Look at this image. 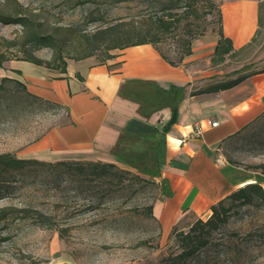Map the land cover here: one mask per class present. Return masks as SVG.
I'll use <instances>...</instances> for the list:
<instances>
[{"label":"rangeland","instance_id":"1","mask_svg":"<svg viewBox=\"0 0 264 264\" xmlns=\"http://www.w3.org/2000/svg\"><path fill=\"white\" fill-rule=\"evenodd\" d=\"M213 1L220 9L234 0ZM255 1L259 28L249 44L216 67L222 71L220 83L264 71V0ZM177 3L180 12L184 0ZM160 7L155 0H0V15L19 13L30 20L26 27L0 22V52L11 59L0 69V154L31 160L17 170L0 168V264H171L180 253L177 233L187 232L197 218L188 216L162 231L151 214L164 192L159 177L118 159L37 154L38 143L61 122L64 111L29 96L9 68L22 50L43 62L58 54L70 63L88 51L85 35L119 23L137 26L158 16ZM197 10L207 8L198 4ZM187 22L192 32L205 25V34L215 33L218 27L215 10L204 19L190 16ZM34 30L48 42L32 40ZM178 39L171 32L155 45L176 64L182 52ZM93 57L101 62L104 53L97 50ZM223 154L229 162L262 171L254 167L264 165V114L227 144ZM95 162L113 166L94 168L90 163ZM224 205L226 221L204 229L205 246L175 264H264V200L254 197L243 205L226 199Z\"/></svg>","mask_w":264,"mask_h":264},{"label":"crops","instance_id":"2","mask_svg":"<svg viewBox=\"0 0 264 264\" xmlns=\"http://www.w3.org/2000/svg\"><path fill=\"white\" fill-rule=\"evenodd\" d=\"M220 12L223 35L230 39L233 53L241 51L259 28L257 2L229 1ZM218 38L215 32L194 39L191 53L175 65L150 44L118 50L104 62L93 56L67 62L65 73L10 62L28 93L64 111L61 122L38 143L37 154L111 162L117 159L111 152L122 133L149 137L161 131L171 118L169 107L144 115L138 103L119 95L127 80L150 81L163 89L171 85L184 89L176 120L165 133L160 165L159 179L169 196L161 195L152 209L162 231H170L188 216L208 217L212 205L247 184L258 183L264 190V174L229 162L223 154L227 144L264 114V71L244 74L237 85L215 91L223 79L222 71L216 70L223 62L212 63ZM196 127L199 135L193 134ZM218 155L224 158L223 165L216 163Z\"/></svg>","mask_w":264,"mask_h":264},{"label":"trees","instance_id":"3","mask_svg":"<svg viewBox=\"0 0 264 264\" xmlns=\"http://www.w3.org/2000/svg\"><path fill=\"white\" fill-rule=\"evenodd\" d=\"M160 2V14L154 17H146V19L137 26H132L129 23H119L116 25L107 26L99 29L94 33L85 35L88 51L80 57L70 58L74 61L81 60L87 57L95 56L97 50H102L104 57L101 62L114 58V54L110 53L111 50H122L125 48L150 44L156 50V44L160 42L165 34L174 33L179 38L182 52L178 57V63L187 55L191 53V42L204 35L206 26L199 27V31L192 32L188 30L189 24L187 20L192 18L204 19L208 15L216 12L218 18V27L215 32L218 35V41L213 53L212 63H222L225 61L227 55L233 53V47L230 39L226 38L222 32L221 12L213 0H184V9L177 12V0H155ZM198 4H205L207 10L198 12ZM0 22L2 23H18L22 26H28L30 20L19 13L12 15H0ZM30 38L39 44L48 42V37H40L34 30L30 32ZM158 51V50H157ZM22 57L18 61L28 62L36 66H42L49 70H56L58 73L66 72L67 61L60 55L56 54L51 62H43L35 57H32L27 51L22 50ZM159 52V51H158ZM160 53V52H159ZM236 53V51H235ZM160 56L169 64L175 65L176 63L170 61L166 56L160 53ZM11 60L4 52H0V69L6 61ZM56 63L55 65H53ZM60 64V65H58ZM19 74V71H15ZM245 78L244 75L225 81L215 88V91L231 88L240 83ZM2 80H10L3 77ZM15 82L26 91L25 85L19 81ZM2 88L0 84V89ZM27 92V91H26ZM28 93V92H27ZM184 89L171 85L168 89L160 88L154 82L142 80H127L122 83L119 89V95L122 98L134 101L139 104L141 111L144 115L158 110L162 107H169L171 109V118L163 126L161 131H158L153 136L132 135L122 133L112 150V155L116 156L119 161H123L128 166L146 173L152 177L160 176V165L164 162V149H165V133L169 130L170 126L176 120L177 104L182 99ZM29 96L42 100L30 93ZM44 101V100H42ZM52 104L61 109V106L55 103L44 101ZM31 160L18 159L11 154H0V168L1 169H20L25 163ZM38 162V161H34ZM89 164V163H88ZM92 166L99 169L110 168L113 165L109 163H90ZM264 165H258L254 168L262 169ZM104 171H100L102 173ZM164 196H169V193H162ZM264 200V190L258 183L247 184L230 195L220 200L210 208V215L204 221L197 218L190 226L187 232L179 231L177 234V242L180 245V253L172 259L171 264H175L176 260L185 259L193 256L206 244V236L204 229L211 230L217 225L226 221L227 208L224 205V200L232 199L240 201L241 204H249L253 198ZM151 213V208L149 209ZM152 214V213H151Z\"/></svg>","mask_w":264,"mask_h":264},{"label":"built area","instance_id":"4","mask_svg":"<svg viewBox=\"0 0 264 264\" xmlns=\"http://www.w3.org/2000/svg\"><path fill=\"white\" fill-rule=\"evenodd\" d=\"M210 123V126L211 127H215L217 125V122H209ZM193 134L194 135H199L200 134V129L199 128H195L194 131H193ZM216 163L219 164V165H223L224 164V158L221 156V155H218L216 157Z\"/></svg>","mask_w":264,"mask_h":264},{"label":"water","instance_id":"5","mask_svg":"<svg viewBox=\"0 0 264 264\" xmlns=\"http://www.w3.org/2000/svg\"><path fill=\"white\" fill-rule=\"evenodd\" d=\"M56 264H72L70 262H61V263H56Z\"/></svg>","mask_w":264,"mask_h":264},{"label":"bare ground","instance_id":"6","mask_svg":"<svg viewBox=\"0 0 264 264\" xmlns=\"http://www.w3.org/2000/svg\"><path fill=\"white\" fill-rule=\"evenodd\" d=\"M258 182H260V181H258ZM261 182H262V179H261Z\"/></svg>","mask_w":264,"mask_h":264}]
</instances>
